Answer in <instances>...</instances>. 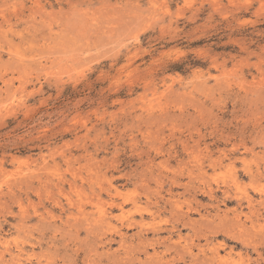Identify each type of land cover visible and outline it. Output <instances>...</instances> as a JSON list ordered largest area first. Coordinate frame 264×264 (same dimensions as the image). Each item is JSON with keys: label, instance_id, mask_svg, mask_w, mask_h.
I'll list each match as a JSON object with an SVG mask.
<instances>
[{"label": "rangeland", "instance_id": "obj_1", "mask_svg": "<svg viewBox=\"0 0 264 264\" xmlns=\"http://www.w3.org/2000/svg\"><path fill=\"white\" fill-rule=\"evenodd\" d=\"M0 264H264V0H0Z\"/></svg>", "mask_w": 264, "mask_h": 264}]
</instances>
